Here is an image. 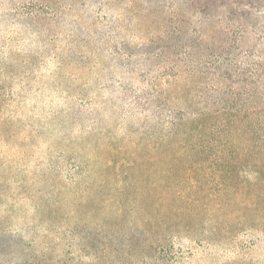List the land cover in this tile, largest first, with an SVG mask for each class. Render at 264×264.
<instances>
[{"label": "rangeland", "instance_id": "rangeland-1", "mask_svg": "<svg viewBox=\"0 0 264 264\" xmlns=\"http://www.w3.org/2000/svg\"><path fill=\"white\" fill-rule=\"evenodd\" d=\"M172 108L211 118L191 145L245 147L247 132L264 148V0H0V113L18 131L0 147V247L22 244L0 264H264L263 225L111 253L130 246L127 223L105 225L104 166L135 135L139 151L164 139ZM228 113L246 128L227 136ZM207 161L174 192L203 176L217 194Z\"/></svg>", "mask_w": 264, "mask_h": 264}, {"label": "trees", "instance_id": "trees-1", "mask_svg": "<svg viewBox=\"0 0 264 264\" xmlns=\"http://www.w3.org/2000/svg\"><path fill=\"white\" fill-rule=\"evenodd\" d=\"M182 112L175 111V108L169 110L163 120L169 134L160 142H154L150 149L139 151L144 148L141 147L144 139L135 135L132 142L137 151L120 152L123 155L121 164L113 166L109 162L104 166L105 172L114 175L113 181L109 178L100 181V185L106 188L103 205L111 209L105 225L119 228L127 223L124 240L130 246L122 244L111 253L118 251L124 257L126 252L128 256L141 254L148 248L154 250L167 245L170 239L178 238L181 233L187 239L189 235L200 233L207 242L229 241L241 230L264 226V148L252 145L247 132L244 133V140L248 143L245 147L215 149L191 145L189 133L211 118L205 119L197 114L193 117L185 110ZM14 122L13 116L0 113L1 148L8 144L12 131L18 132ZM246 125L245 121L232 118L228 113L220 128L228 136ZM4 156L1 153L0 160ZM202 158L212 161L207 162L219 178V192L211 194L206 191L210 184L203 176L191 181L190 195L174 192V184L179 182L177 178L181 173L189 170L196 174L197 161ZM21 246L18 240L1 246L0 261L8 251H16ZM91 247L87 242V248ZM122 254L118 257H123ZM88 255H94L93 262L98 263L101 259L97 252Z\"/></svg>", "mask_w": 264, "mask_h": 264}]
</instances>
